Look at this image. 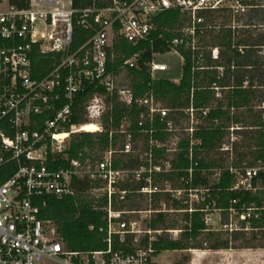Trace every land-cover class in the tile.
Segmentation results:
<instances>
[{
	"label": "built area",
	"instance_id": "built-area-1",
	"mask_svg": "<svg viewBox=\"0 0 264 264\" xmlns=\"http://www.w3.org/2000/svg\"><path fill=\"white\" fill-rule=\"evenodd\" d=\"M169 10L183 15L180 36L172 41L170 50L182 61L177 46L198 51L200 36L218 30L219 23L211 22L209 15L228 14L226 27L248 28L250 23H244L242 17L249 16L251 10H264V2L112 0L103 8L75 9L71 0H29L24 9L9 7L0 12V264H168L161 255L170 250L157 252L152 244L163 234L178 239L181 230L154 229L149 225L151 219L159 213H192L195 204L204 201L208 189L192 186V165L185 171L187 176L178 179L179 172L171 168L169 157L155 163L152 148L175 154L181 139L186 138L191 151L200 144L196 133L208 108L191 104L181 109L184 117H177L174 109L162 106L153 96L135 98L129 81L119 82L120 72L109 70L108 64L114 56V39L120 37L132 45L147 40L155 29L154 16ZM73 23L90 31L76 49H72ZM208 50L212 59L218 58V47ZM160 54L153 53L148 63L153 79L162 78L168 70L165 63L155 61ZM43 55L58 56V62L35 76L38 56ZM136 59L134 54L123 62L124 67H135ZM196 68L205 67L200 63ZM89 88L92 91L82 106L88 122L97 127L94 132L102 131L101 118L110 109L106 98L115 95L124 105L141 108V132L152 134L158 116L164 121L167 137L159 141L149 136L139 145L142 139L133 140L125 117L117 129L109 130L110 136L116 132L124 135L120 148L110 146L96 160L69 159L66 151L71 135L82 132V125L71 124L73 109L78 96ZM215 90L219 97V88ZM237 129H241L238 124L228 127L230 139L234 140ZM221 149L232 150L231 144H223ZM135 151L139 153V165L114 166V159L121 153ZM58 155L67 163L56 169L52 166L59 161ZM227 169L233 175L231 190L256 196L259 204L243 203L238 208L239 201L233 199L227 209H217L209 202L203 209L204 221L208 222L210 212H217L218 226L211 232L230 237L253 232L264 247V162L259 159L254 165H231ZM172 172L177 184L160 181L157 176ZM85 178L89 181L86 194L91 208L102 213V222L91 223L88 229L96 232V243L103 247L79 251L70 249L54 223L40 214L47 197L75 196L78 180ZM183 192L185 198L181 197ZM173 200L187 207L175 208Z\"/></svg>",
	"mask_w": 264,
	"mask_h": 264
},
{
	"label": "trees",
	"instance_id": "trees-1",
	"mask_svg": "<svg viewBox=\"0 0 264 264\" xmlns=\"http://www.w3.org/2000/svg\"><path fill=\"white\" fill-rule=\"evenodd\" d=\"M75 9L88 7L103 8L111 4L112 0H71ZM29 0H8L10 7L24 9L28 7ZM262 12L260 20L264 23V10H251V18H256ZM211 22H217L218 30L205 32L200 36L198 51H192L184 45L177 46V52L182 56L181 77L176 83L165 78L153 79L149 72L148 63L153 53L170 52L172 41L180 36V28L183 15L177 10H169L154 16L155 29L147 40L137 45H132L124 39L117 37L113 41V59L108 64V69L115 72L125 71L130 88L135 98L153 96L164 107L174 109L177 117H184L181 109L193 105L195 108H208L206 117L201 121L197 137L200 144L189 150L186 138H182L179 149L170 158L171 168L177 170L178 176L186 177V169L193 167L192 186L208 189L204 201L195 204L196 210L192 213L184 212L173 214H157L149 223L152 228L180 229L178 239L171 240L168 235L159 236L152 244L155 251L187 249H211L217 250L227 248L229 242L219 237V234L207 231L204 221L205 212L203 209L209 202H213L217 209H227L230 201L238 200L236 207L243 203L259 204L256 196L249 193L231 190L233 175L228 167H242L254 165L257 160L264 162V108L254 110L257 102L258 89L264 86V60H261V46H264V35L256 37L248 29L256 24L250 23L248 28L231 29L226 27L229 19L228 14L213 13L208 16ZM90 36V31L73 23L72 49H76ZM218 47V58H211V51L208 48ZM137 54L135 67H124L123 62ZM201 55V57H200ZM53 57V58H52ZM37 72H46L53 63L58 62V56H38ZM204 69H197L199 64ZM215 87L219 88L220 96L217 97ZM91 88L86 93L78 96L73 109L71 124L83 125L88 122L86 111L82 106L83 101L88 97ZM110 109L102 118V131L100 132H79L72 134L69 143L67 157L80 158L82 160L99 159L110 146L120 148L124 135L113 133L109 130L117 129L123 118L130 123L129 130L133 140L141 138L147 140L152 136L154 140L162 141L167 137L164 131L165 124L158 116L153 123L152 134L141 132L138 126L139 112L141 110L136 104L126 106L117 100L116 96L106 98ZM263 102V101H262ZM231 124H238L241 129L235 130L240 138L232 142L233 152L231 164L225 166L228 152H220L219 149L228 134V127ZM144 128L149 125L145 123ZM153 158L156 163L159 158L167 159L163 148L153 147ZM59 161L52 167L59 168L66 166V158L58 155ZM138 157L132 154L121 153L114 159V166L122 168H133L139 165ZM216 169L218 175L214 181H210L211 171ZM175 173H161L157 176L160 181H170L177 184ZM75 182V180H74ZM80 183L75 196L46 198L47 204L42 208L40 217L50 220L56 226L57 233L73 250L89 251L102 248L101 243H96L98 236L96 232L90 231L88 226L91 223L100 224L102 213L91 208V199L86 194L89 181L85 178ZM264 185V178L262 179ZM182 186V185H180ZM165 201L169 200L165 198ZM175 208H186L187 205L173 200ZM180 215V218H175ZM233 241H245L246 247H262L260 244L250 245L255 240V233L250 239L244 234L234 233L231 236ZM186 261V258H184Z\"/></svg>",
	"mask_w": 264,
	"mask_h": 264
},
{
	"label": "rangeland",
	"instance_id": "rangeland-1",
	"mask_svg": "<svg viewBox=\"0 0 264 264\" xmlns=\"http://www.w3.org/2000/svg\"><path fill=\"white\" fill-rule=\"evenodd\" d=\"M261 1L264 2V0ZM261 17H262V12H260L259 15L253 19L251 18L250 15L249 16L246 15V17L244 18L242 17V21L244 23L256 24V27L254 26L248 28L255 37L260 34L264 35V26H260V24H264L260 20ZM259 54L262 57L261 60H264V46L261 47V51L259 52ZM155 61H161L165 63L168 67L167 72L161 74L162 78L169 80L171 79L173 81L178 75H180L181 59L179 58L177 53L170 52V53L160 54L156 56ZM120 81L128 83V78L126 76L125 71H120L119 82ZM257 94L258 97L254 110L264 108V86L259 87ZM263 118H264V113H263ZM232 138L234 140L230 139V131H228V134L224 139L221 148L223 147V144L230 145L232 144V142L239 140L240 136L237 133H235ZM142 143L143 140L139 142V145ZM221 148L219 149L220 152H228V154L224 155V156H228L227 162L224 163L225 166L230 165L231 163L229 161H232L233 158L232 150L224 151ZM132 155L133 157H136L139 155V153L138 151H135V153H132ZM173 156L174 154L171 153L167 154V157L169 158H172ZM211 173L212 175H210L209 179L212 182L215 180V177L218 175V171L214 169L211 171ZM185 196L186 195L183 192L181 197L185 198ZM173 217H174L173 214L168 215V218H173ZM218 217L219 216L217 212L214 211L210 212L209 220L208 222H206L207 231L211 232L213 231L212 229H217L218 221H219ZM175 218L179 219L180 215H177V217ZM212 233L219 234V232L217 233L215 232V230ZM252 233L253 232H249L245 235L247 240L251 238ZM219 237L229 242L227 248H221L217 250L197 249L196 252L194 253L186 250L164 251L161 255V258L165 260L168 264L171 263L174 264H264V247H246L247 245L245 241L242 240L233 241L231 237L226 233H220ZM257 244L258 242L256 240L250 242V245H257ZM184 258H186V261L184 260Z\"/></svg>",
	"mask_w": 264,
	"mask_h": 264
},
{
	"label": "crops",
	"instance_id": "crops-1",
	"mask_svg": "<svg viewBox=\"0 0 264 264\" xmlns=\"http://www.w3.org/2000/svg\"><path fill=\"white\" fill-rule=\"evenodd\" d=\"M4 1H5V3H4ZM5 4H6V6H5ZM5 6V7H4ZM10 6H9V4H8V0H0V12H4V11H6L8 8H9ZM181 64H182V61H181ZM167 72V71H166ZM165 72V73H166ZM180 77H181V72H180V75H178L176 78H175V80H173L174 82H178L179 81V79H180ZM171 80V79H170Z\"/></svg>",
	"mask_w": 264,
	"mask_h": 264
},
{
	"label": "bare ground",
	"instance_id": "bare-ground-1",
	"mask_svg": "<svg viewBox=\"0 0 264 264\" xmlns=\"http://www.w3.org/2000/svg\"><path fill=\"white\" fill-rule=\"evenodd\" d=\"M80 130L85 132H94L97 130V127L94 123H87L83 124Z\"/></svg>",
	"mask_w": 264,
	"mask_h": 264
}]
</instances>
